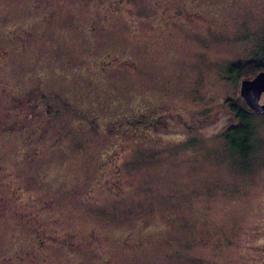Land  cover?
Wrapping results in <instances>:
<instances>
[{
    "label": "rangeland",
    "instance_id": "1",
    "mask_svg": "<svg viewBox=\"0 0 264 264\" xmlns=\"http://www.w3.org/2000/svg\"><path fill=\"white\" fill-rule=\"evenodd\" d=\"M263 49L264 0H0V264H264Z\"/></svg>",
    "mask_w": 264,
    "mask_h": 264
},
{
    "label": "trees",
    "instance_id": "2",
    "mask_svg": "<svg viewBox=\"0 0 264 264\" xmlns=\"http://www.w3.org/2000/svg\"><path fill=\"white\" fill-rule=\"evenodd\" d=\"M257 56L251 58L245 62H234L229 64L227 68L228 75L237 81L238 87L240 82L245 79H250L255 76L257 73L264 70V49L260 50ZM259 52V51H258ZM238 97L241 98L238 88ZM228 111L231 113L235 123L229 126V130L237 131L238 137L240 138L241 143L244 145L245 149L250 150L251 148V138L253 137V131L249 127L250 116L251 114H264L257 113L251 110L248 105L245 103L244 99H230L226 102ZM232 133V132H231ZM233 134V133H232ZM234 135V134H233ZM237 140L231 141V146L239 148L241 151L242 148L236 143ZM243 148V149H244Z\"/></svg>",
    "mask_w": 264,
    "mask_h": 264
},
{
    "label": "water",
    "instance_id": "3",
    "mask_svg": "<svg viewBox=\"0 0 264 264\" xmlns=\"http://www.w3.org/2000/svg\"><path fill=\"white\" fill-rule=\"evenodd\" d=\"M239 94L251 110L264 113V70L250 79L242 80Z\"/></svg>",
    "mask_w": 264,
    "mask_h": 264
}]
</instances>
